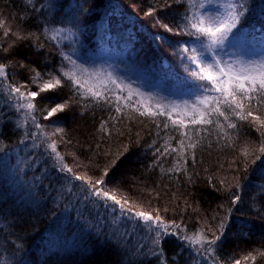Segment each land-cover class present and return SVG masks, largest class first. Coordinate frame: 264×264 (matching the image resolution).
Returning a JSON list of instances; mask_svg holds the SVG:
<instances>
[{
    "label": "trees",
    "instance_id": "obj_1",
    "mask_svg": "<svg viewBox=\"0 0 264 264\" xmlns=\"http://www.w3.org/2000/svg\"><path fill=\"white\" fill-rule=\"evenodd\" d=\"M47 2L42 0V3ZM52 2L58 3L59 9L49 12L41 8L39 13H34L25 0H0V18H4L13 31L22 27L25 31L39 33L45 23L52 27L73 28L79 33L80 43L76 49L84 62L98 60L102 52L114 59L120 69L135 72L150 85L159 83L166 92L180 95L192 91L180 57L173 53L175 42L185 41L187 37L167 33L157 23L160 20L174 26L180 21L182 6L173 4L160 9L162 0H75L80 8L75 12L76 21L70 22L64 12L71 0ZM33 3L40 7L35 0ZM150 7L157 8L154 15H146ZM247 7L244 29L258 41L264 35V0H248ZM22 15L28 18L21 20ZM159 35L167 40L154 39ZM13 39L12 36L4 39L3 29H0L3 47ZM40 43L43 48L33 47L32 41L21 42L12 56L6 59L0 56V62L23 60L29 68L34 66L38 71L47 72L60 63L59 48L42 35ZM60 47L70 52L72 41L63 40ZM242 49L252 54L247 46ZM7 71L10 82L31 85L28 69L17 66L9 67ZM31 90L38 91V88L32 85ZM71 96L68 87L43 93L37 97V108L53 106ZM0 115L3 116L0 119V264H158L154 258L132 257L140 234L130 238V225L117 221L102 205L87 198L85 185L80 181L61 173L59 166L48 158L46 138L40 136L39 130L30 122L23 129H17L14 125L21 116L2 98ZM34 115L46 126L45 130L51 125L49 132L56 126L66 129L62 141L56 135L49 137L48 142L58 141V151L64 162L80 175L98 178L105 164L129 143L130 136L129 151L107 177L108 189H119L115 193L118 198L127 197L132 202L142 203L145 210L160 209L166 221L181 225V234H193L197 229H203L209 238L212 233L207 229L219 223V216L216 219L213 216L225 214V209L218 206L230 204V194L225 189L242 173V164L239 165L240 173L237 165L229 167V164L240 156L244 136L258 139L254 130L244 127L240 147L233 152L221 150L216 146V136L206 134L196 149L195 163L191 158L187 161L189 176L162 174L159 167L149 168V165L156 148L165 138L179 137L171 127L157 130L152 124L145 127L138 119H122L110 121L109 127L116 123V129L124 131L125 135L118 136L113 129L109 137L100 130L101 121H109L110 116L119 114L108 107H89L76 102L66 113L50 120H45L46 113L39 110ZM128 128H131L130 134ZM26 132H37L36 146L31 137L21 143ZM138 132L139 144L135 142ZM171 143L176 146L175 139ZM210 143L212 147L208 146ZM109 150L111 155L106 157L104 153ZM161 162L168 168L173 160L169 156ZM209 176L212 184L208 181ZM189 177L192 183L188 182ZM222 180L225 183L221 184ZM251 180L253 185L264 183V177L258 175L251 176ZM244 183L242 202L231 214L229 226L216 247L219 264H235V260H241V264H264V257L258 255L255 262L243 260L254 249L264 250V195L257 196V188ZM173 193L178 199H173ZM186 202L192 207L186 208ZM165 208L168 211L165 212ZM173 208L177 210L173 211ZM197 247L200 246L189 247L174 236L163 241L168 264H210L206 256L195 251Z\"/></svg>",
    "mask_w": 264,
    "mask_h": 264
},
{
    "label": "snow or ice",
    "instance_id": "obj_2",
    "mask_svg": "<svg viewBox=\"0 0 264 264\" xmlns=\"http://www.w3.org/2000/svg\"><path fill=\"white\" fill-rule=\"evenodd\" d=\"M35 3L40 4V7H36L33 0H25L26 6L31 5L34 13H39L41 8L51 12L60 7L52 0H48L47 3L35 0ZM247 3L248 0H162L159 4L160 9H167L173 4L183 7L180 21L174 26L157 20L167 33L187 37L185 41H176L173 48V53L180 57V63L191 81L192 89L187 99L179 101L151 92H142L139 88H134L131 82H126L123 77L102 66L80 62L81 58L76 49V45L80 43L77 38L78 30L52 27L45 23L39 33L25 31L22 27L13 31L7 21L0 18V29H3L4 39L14 37L7 47H3L4 40H0V56L5 59L12 56L15 47L26 41H32L33 47L43 48L44 45L40 43L42 35L57 45L61 57L59 65L47 72L38 71L34 66L29 68L23 60L0 62V98L21 116L14 126L23 129L25 124L30 122L39 130V135L46 138L48 158L54 161V165L59 166V171L65 176L70 174L73 180L85 185L87 198L92 199L97 205H102L106 211L111 212L114 219L130 225L132 228L130 238L137 233L140 234L137 245L131 252L135 259L154 258L158 264H168L163 241L174 236L189 247L199 245L200 247L195 249L197 253L206 256L210 264H219L216 247L229 226L231 214L242 202L241 192L246 187L244 182L253 185L251 176L264 177V35L257 41L256 36L244 29ZM79 8L80 5L76 4L75 0L67 4L64 15L70 18V22L76 21L75 12ZM156 11V7H150L146 15H154ZM27 18L21 16V20ZM154 39L167 40L162 35ZM63 40L72 41L73 47L70 52L60 47ZM245 46L251 50L252 55L238 54L239 49ZM233 49L237 51L233 52ZM17 66L29 70L31 85L12 83L8 80L10 75L8 68ZM32 85H35L38 91H32ZM63 87H68L72 93L68 100L55 103L53 106L46 105L43 109L37 108L38 96ZM74 102L89 107L104 106L109 110L114 109L119 116H110L109 121H101L100 125V130L106 132L109 137L113 129H116V123L109 127V122H119L122 119H138L145 127L152 124L157 130L161 128L168 130L171 127L178 132V138L169 137L163 140L161 146L156 148L154 159L149 165V168L159 167L162 174L167 172L189 176L187 161L191 158L195 163L196 149L203 143L206 134L216 136V146L221 150L230 149L235 152L240 147L244 127L254 130L258 134V139L244 136L240 156L235 157L229 164V167L237 165L238 173L239 165L242 164V173L234 177V183L225 189L230 194V204L227 207L224 204L218 206L225 209V214L216 213L213 216V219L219 216V223L207 229V232L212 233L211 238L203 229H197L193 234H181V225L175 221H166L160 209L145 210L142 203L132 202L127 197L118 198L115 193L119 189H108L107 177L121 157L129 151L132 143L130 136L129 143L105 164L98 178L76 174L73 167L64 162L63 155L58 151V141L52 139L48 142L47 139L59 135L62 141L66 129L56 126L52 132H47L46 126L39 123L34 115L39 110L46 113L43 117L45 120H50L70 110ZM0 119H3L2 115ZM116 131L118 136L125 135L124 131L119 129ZM127 131L130 134L131 128ZM37 136V132H26L21 143L31 137L33 145L36 146ZM172 139H175V147L171 143ZM135 142L140 143L139 132ZM208 146L212 147L211 143ZM104 155L106 157L111 155V151L105 152ZM169 156L172 157L173 163L171 167L165 168L161 161ZM208 181L212 184L211 176L208 177ZM188 182H193L190 177ZM220 183L223 184L225 181L222 180ZM253 186L257 188V196L264 195V183ZM173 199H178L175 193ZM187 207L192 205L186 202ZM176 210L173 208V211ZM164 211L168 209L165 208ZM257 255L264 257V250L254 249L248 252L243 260L251 259L255 262ZM235 264H241V260H235Z\"/></svg>",
    "mask_w": 264,
    "mask_h": 264
},
{
    "label": "rangeland",
    "instance_id": "obj_3",
    "mask_svg": "<svg viewBox=\"0 0 264 264\" xmlns=\"http://www.w3.org/2000/svg\"><path fill=\"white\" fill-rule=\"evenodd\" d=\"M232 51L236 52L237 50L233 49ZM238 54L242 56L252 55L250 53H245L242 48L239 49ZM99 57L100 58L98 60H91L90 62H87V63L91 66L99 65V66L104 67L108 71H112L115 75L123 77L126 82H131L134 88H139L142 92H145V93L151 92L154 94H159L161 96L170 97L171 99H175L178 101L182 99H187L189 97V94L191 91H185L180 95L173 94L171 92H166L161 88L159 83L150 85L149 83L144 81L142 78H140L135 72L120 69L117 66L115 60L110 58L106 54L101 52L99 54ZM74 58H77V57L74 56ZM80 62H84V61L80 59ZM50 129H51V125L47 126V129L45 131L49 132Z\"/></svg>",
    "mask_w": 264,
    "mask_h": 264
}]
</instances>
